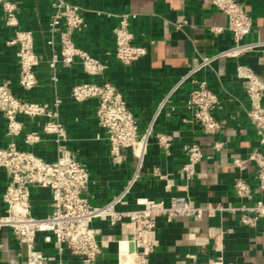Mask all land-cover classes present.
<instances>
[{
    "label": "crops",
    "instance_id": "0c3cea01",
    "mask_svg": "<svg viewBox=\"0 0 264 264\" xmlns=\"http://www.w3.org/2000/svg\"><path fill=\"white\" fill-rule=\"evenodd\" d=\"M16 3L17 26L6 23V12L0 6V82L5 83L16 96L33 101H51L54 90L62 98L60 118L68 130L64 145L76 153L90 174L86 196L93 204H103L121 190L134 175L138 158L131 148H126L122 164H114L110 156V143L96 117L97 100L92 98L76 102L71 98L72 86L81 81H110L119 88L127 105L138 122L142 133L152 121L159 103L178 84L182 76L201 58L210 56L232 45V35L227 28V17L214 8L210 0H70L77 4L84 22L75 31V45L106 64L100 74H88L82 64L56 69V83L49 60L59 45L48 44L51 37L50 17L56 0H12ZM253 20L248 41H264V0H239ZM123 12L135 15L130 19L133 42L145 46L147 53L124 65L115 58L114 27ZM18 27L33 34L34 48L40 57L35 69L37 84L25 90L19 84L17 46L8 41ZM212 27H220L213 32ZM252 68L264 77V58L259 51L239 57H220L202 68L195 76L207 82L220 99L215 115L221 122L220 130L205 134L200 126L188 122L191 113L186 101L191 87L189 79L181 83L167 98L165 106L153 122V134L145 152L142 170L119 210L138 207V198L158 199L168 202L172 195H187L193 203L223 202L238 205L241 199L233 185L238 175L244 176L259 196L255 176L256 164L249 155L259 150L264 153L256 128L249 120L248 97L244 79L238 66ZM26 130L38 131L41 141L33 151L53 161L58 156L57 143L52 134L41 130L40 118H21ZM7 121L0 112V146L8 145ZM171 134L169 150L158 146L154 134ZM20 148H26L16 138ZM200 144L203 158L197 164V174L187 183L181 167L185 161L183 147L190 142ZM219 143V147H216ZM245 160L244 168L234 166L233 159ZM8 175L0 167V215L5 212L4 193ZM31 213L44 217L51 212V193L48 188L30 187ZM264 197V194H263ZM102 246L98 264H120L121 234L118 226L96 218L92 222ZM223 230L222 254L233 264H264V220L256 227L239 222L231 213L205 215L200 219L178 217L168 222L159 217L155 229L156 243L147 264H202L219 251L214 246L210 231ZM49 232L39 231L35 249L46 254L50 264H77L67 250L60 253ZM25 246L18 242L11 229L0 230V264H23Z\"/></svg>",
    "mask_w": 264,
    "mask_h": 264
},
{
    "label": "built area",
    "instance_id": "2783aa9c",
    "mask_svg": "<svg viewBox=\"0 0 264 264\" xmlns=\"http://www.w3.org/2000/svg\"><path fill=\"white\" fill-rule=\"evenodd\" d=\"M210 1L214 8L226 15L232 45L197 61L159 103L152 121L142 133L138 130V122L129 109L123 92L110 81H81L72 86L70 95L74 101L83 102L92 98L97 100L96 117L110 143L112 162L122 164L126 148H131L138 158L134 175L103 204H93L86 196L90 174L76 153L63 143L68 138V130L60 118L62 98L58 91L54 90L51 101H33L16 96L5 83L0 82V112L6 118V133L10 137L8 145L0 146V167L8 175L4 193L5 212L0 215V230L11 229L18 242L26 246L27 258L23 264H50L48 256L35 249L39 231L49 232L47 239L53 238L58 251L62 253L67 250L76 258L77 264H98L102 246L92 226L96 218L118 226L120 243L133 242V264H147L156 243L155 229L159 217L170 222L178 217L200 219L205 215L215 216L229 212L237 215L239 222L248 227H256L261 219L264 220V153L259 150L253 151L249 160L256 164L255 176L260 195L255 196L254 189L244 176L238 175L233 185L236 195L241 199L238 205L223 202L195 204L187 195L176 194L168 202L138 198L136 209L117 208L125 201L142 170L145 152L153 134V122L174 90L187 79L190 80L186 106L191 116L186 121L198 124L205 134L214 135L221 128V122L215 115L220 99L205 80L195 75L220 57H239L259 51L264 58V41L246 40L252 31L253 20L243 3L239 0ZM0 6L6 12V23L17 26L16 3L12 0H0ZM134 15L131 12L119 14L118 23L113 30L115 58L124 65L131 64L147 53L145 46L133 42L130 19ZM83 22L84 18L77 4L70 0H56L49 22L51 37L47 41L48 44L59 45V51L54 52L49 60L54 83L59 64L69 66L79 61L85 72L92 75L100 74L106 68L103 61L75 45L74 33L82 28ZM220 29L212 27L215 33ZM8 43L17 46L20 86L25 90L34 88L38 81L35 69L40 57L34 48L32 32L16 27ZM238 73L244 79L245 94L249 101L248 118L256 128L261 144H264V77L244 65L238 66ZM22 117L40 118L42 132L55 137L58 151L55 160L46 161L33 151L41 141V136L38 131L26 130ZM154 136L158 146L169 150L173 140L171 134L156 132ZM16 138L26 148H20ZM215 145L219 147V143ZM183 150L185 161L181 171L189 183L197 174V164L203 158V152L200 144L195 141L185 144ZM233 164L242 169L245 160L236 157ZM33 185L50 190L51 212L47 216L35 217L31 213L30 187ZM210 235L219 253L207 258L202 264H233L227 262L221 253L223 230L214 229L210 231Z\"/></svg>",
    "mask_w": 264,
    "mask_h": 264
},
{
    "label": "water",
    "instance_id": "95a60500",
    "mask_svg": "<svg viewBox=\"0 0 264 264\" xmlns=\"http://www.w3.org/2000/svg\"><path fill=\"white\" fill-rule=\"evenodd\" d=\"M25 246V245H24ZM25 259L27 258V249L25 246ZM119 263L120 264H133L134 263V244L133 242H121L119 247Z\"/></svg>",
    "mask_w": 264,
    "mask_h": 264
}]
</instances>
